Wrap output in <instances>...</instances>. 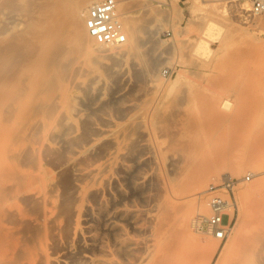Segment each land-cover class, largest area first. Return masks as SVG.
I'll list each match as a JSON object with an SVG mask.
<instances>
[{
  "label": "bare ground",
  "instance_id": "6f19581e",
  "mask_svg": "<svg viewBox=\"0 0 264 264\" xmlns=\"http://www.w3.org/2000/svg\"><path fill=\"white\" fill-rule=\"evenodd\" d=\"M101 1L41 0L44 13L33 40L0 32V264H66L63 259L52 261L50 250L59 244L64 234L79 241L85 238L78 228L72 232L69 226L74 219L73 202L87 195H101L104 188L115 181L111 174L114 167L129 174L125 160L140 150L145 152L146 158L139 163L168 166L177 171L178 176L169 187H162L158 174L142 177L137 189L154 185L159 192L171 189L174 196L164 200L158 219L157 234L164 242L154 245L150 240L141 243L129 239L127 249L134 254L139 249L150 251L156 246L158 252L150 264H199L202 255L209 251L190 230V227L197 230V217L192 219V202L201 195L210 179L232 165L219 150L227 136L222 127L234 120L230 113L233 102L226 97L219 100L198 97L196 110H202L199 119L204 117L206 121L201 119L199 123L197 120L194 129H206L205 137L213 143L208 151L211 159L193 156L182 139L179 146H154L129 138L131 131H138L141 138L144 136L143 121L137 117L119 129L108 131V141L116 151L108 152V158L101 164H91L90 157L105 144L92 138L100 129L90 115L82 113V96L74 92V89L91 86V81L80 78L85 67L79 59L101 61L120 57L125 51H131L129 42L138 32L134 28L126 33L128 45L92 46L81 16L85 13L86 17L89 9ZM193 1L197 5L204 2ZM260 23L264 25V17L254 24ZM212 25L215 24H209L204 32L198 50L211 53L208 36L213 35ZM140 37V42L146 41ZM261 51L264 52V45ZM155 55L149 63L151 72L160 64L162 52ZM247 57L237 54L232 60ZM217 65L218 59L213 67L216 69ZM206 71L213 72V69L207 66ZM148 80L150 87H167L153 72ZM190 97V93L184 92L180 100ZM68 98L71 109L65 107ZM132 107L133 104L123 106L121 111ZM74 115L83 119V132L79 131ZM151 128L155 136L164 137L170 133L168 127L151 125ZM87 178L100 181L102 186L83 184ZM238 193L242 218L234 239L237 247L227 264H264V183L254 181L250 188L240 189ZM196 206L200 211L210 212L203 200ZM85 209L87 215L94 214L92 207ZM208 214L198 213L200 216ZM118 215L126 218L132 214L122 210ZM249 222L251 228L243 231Z\"/></svg>",
  "mask_w": 264,
  "mask_h": 264
},
{
  "label": "rangeland",
  "instance_id": "374dc122",
  "mask_svg": "<svg viewBox=\"0 0 264 264\" xmlns=\"http://www.w3.org/2000/svg\"><path fill=\"white\" fill-rule=\"evenodd\" d=\"M118 3L125 32H132L134 28L138 31L131 42H126L127 45L129 42L131 51L101 61L79 59L85 67L80 78L91 81V86L74 89V92L82 96V113L90 115L94 125L100 129L92 134V138L105 144L102 150L90 157L89 162L94 166L99 165L108 158V152H115L116 148L108 141V131L119 129L137 117L143 121L144 136L141 138L138 131H131L129 138L154 146H179L182 139L187 142L193 156L211 159L208 151L213 143L205 137L206 129H194L197 120L199 123L201 119L206 121L204 117L199 119L202 110H196L198 97L214 100L226 97L233 102L230 113L234 120L222 127L227 131V136L219 151L232 165L210 179L201 195L192 202V219L199 216L198 213H209L200 211L195 205L203 200L209 209L203 192L224 174L238 179L251 176L239 190L250 188L254 181L264 183V52L261 51L264 25H261L262 22L261 26L254 24L264 16H252L250 4L246 1H240L237 5L224 0H204L201 5L193 0H118ZM43 4L41 0H0V32L31 40L39 30ZM81 19L92 46L114 47L99 45L86 28L85 13ZM209 24L215 25L210 27L214 26L210 29L213 35L208 36L211 53H206L197 48ZM140 36L146 41L140 42ZM159 52H162L160 64L152 72L167 87L153 88L148 80L152 73L149 63ZM237 54L248 57L233 61ZM217 59L215 69L213 66ZM207 66H211L213 72L206 71ZM165 70H169L173 76H165ZM184 92L190 93L191 97L182 101L180 95ZM131 104L134 107L121 111L123 106ZM65 107L71 109L70 98ZM74 121L79 131L83 132L85 124L81 116L74 115ZM151 125L168 127L170 133L164 137L155 136ZM144 158L146 154L142 150L130 155L125 160L129 174L114 167L111 174L115 176V181L106 186L101 195H87L73 202L75 213L69 226L72 232L75 227L78 228L85 238L79 241L64 234L59 244L50 250L52 261L63 259L66 264L74 261L77 264H111L113 261L118 264H150L158 252L156 246L150 251L139 249L132 254L126 247L127 241L132 239L145 243L150 240L154 245L163 243L164 240L157 234L158 219L164 200L173 198L174 194L171 189L159 192L158 186L154 185L145 189H137V186L142 177L158 174L162 178V187H169L178 172L168 166L139 163ZM237 167H240L239 171ZM49 168L53 171L51 166ZM82 183L89 187L102 184L90 178ZM238 201L235 228L226 242L222 243L190 227L202 245L209 247L199 264H227L233 257L237 247L234 239L242 218L239 193ZM86 206L93 208L92 216L86 214ZM122 210L130 211L132 215L121 218L118 212ZM63 222L68 224L66 220ZM250 228L251 222L243 231Z\"/></svg>",
  "mask_w": 264,
  "mask_h": 264
},
{
  "label": "built area",
  "instance_id": "2783aa9c",
  "mask_svg": "<svg viewBox=\"0 0 264 264\" xmlns=\"http://www.w3.org/2000/svg\"><path fill=\"white\" fill-rule=\"evenodd\" d=\"M224 1L235 4L246 1L250 4L249 11L252 16L264 15V0ZM118 4L117 0H103L92 6L86 15L89 34L102 46H117L128 41L124 25L120 21ZM164 75L172 77L173 73L165 70ZM250 178V175L243 179L224 175L220 180L212 182L203 192L210 212L205 216H197L196 229L222 243L226 242L233 234L239 212L238 190Z\"/></svg>",
  "mask_w": 264,
  "mask_h": 264
}]
</instances>
